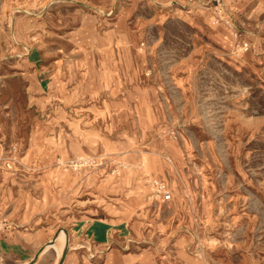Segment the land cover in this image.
I'll return each instance as SVG.
<instances>
[{
    "label": "rangeland",
    "instance_id": "rangeland-1",
    "mask_svg": "<svg viewBox=\"0 0 264 264\" xmlns=\"http://www.w3.org/2000/svg\"><path fill=\"white\" fill-rule=\"evenodd\" d=\"M45 246L264 264V0H0V263Z\"/></svg>",
    "mask_w": 264,
    "mask_h": 264
},
{
    "label": "built area",
    "instance_id": "built-area-1",
    "mask_svg": "<svg viewBox=\"0 0 264 264\" xmlns=\"http://www.w3.org/2000/svg\"><path fill=\"white\" fill-rule=\"evenodd\" d=\"M150 183L155 200L169 201L171 199V193L165 181L160 178H153L150 180Z\"/></svg>",
    "mask_w": 264,
    "mask_h": 264
},
{
    "label": "water",
    "instance_id": "water-1",
    "mask_svg": "<svg viewBox=\"0 0 264 264\" xmlns=\"http://www.w3.org/2000/svg\"><path fill=\"white\" fill-rule=\"evenodd\" d=\"M45 248H46V246L43 247V248H41V249L36 253V255L34 256L33 260H32L31 262H29V264H34V263L37 261L39 255L43 253V251L45 250ZM65 257H66V252L64 251V252H63V255H62V257H61V259H60V261H59L58 264H62L63 261H64V259H65ZM0 264H1V263H0Z\"/></svg>",
    "mask_w": 264,
    "mask_h": 264
},
{
    "label": "bare ground",
    "instance_id": "bare-ground-1",
    "mask_svg": "<svg viewBox=\"0 0 264 264\" xmlns=\"http://www.w3.org/2000/svg\"><path fill=\"white\" fill-rule=\"evenodd\" d=\"M62 252H64V251H62V250L59 251V257H58L59 259H60L61 256H62Z\"/></svg>",
    "mask_w": 264,
    "mask_h": 264
},
{
    "label": "crops",
    "instance_id": "crops-1",
    "mask_svg": "<svg viewBox=\"0 0 264 264\" xmlns=\"http://www.w3.org/2000/svg\"><path fill=\"white\" fill-rule=\"evenodd\" d=\"M63 263H64V261H63ZM63 263H62V264H63Z\"/></svg>",
    "mask_w": 264,
    "mask_h": 264
}]
</instances>
